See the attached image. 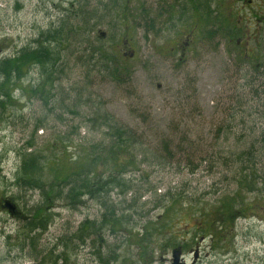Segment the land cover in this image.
Wrapping results in <instances>:
<instances>
[{
	"label": "rangeland",
	"instance_id": "rangeland-1",
	"mask_svg": "<svg viewBox=\"0 0 264 264\" xmlns=\"http://www.w3.org/2000/svg\"><path fill=\"white\" fill-rule=\"evenodd\" d=\"M75 1L0 0V60L62 17L77 25L83 0L72 7ZM87 1L86 10L96 8L97 0ZM104 1L109 4L106 23L90 35L79 30L75 39L59 46L61 60L54 67L48 104L28 95L31 84L38 85L44 76L42 67H33L18 84L24 91H14L18 103L5 108L0 118V200L10 199L24 212L42 203L40 191L14 185L27 152L54 157L47 176L53 179V173L84 168L91 145V151L109 146L107 123L98 121L97 112L133 134L130 143L139 168L129 167L126 185L109 191L108 199L104 194L105 204L84 196L73 208L58 200L49 209L44 232H30L0 206V264H35L36 256L44 264H101L99 251L103 257L116 256L114 264H173L174 249L181 250L186 264H264V179H255L261 189L246 195V202L255 199L256 205L233 226L206 236L195 218L199 211L217 215L222 200L234 194L240 165L233 161L242 147L237 136L243 140L254 121L261 119L264 127V79L253 71L264 66V20L258 17L264 14V0ZM113 3L123 12L116 14L119 8L113 10ZM210 17L224 20V34L218 31L221 24L206 20ZM101 47L124 58L129 70L121 78L111 75L115 63ZM241 116L246 125L239 124ZM219 127L227 134L232 127L236 134L223 138L216 135ZM193 146L205 154L194 156ZM256 168L264 178V156ZM107 203L126 218L122 230L111 231L102 222ZM172 203L188 214H170L163 230L147 224ZM86 220L97 224L83 234V245L77 234ZM7 234L11 239H5ZM146 236L149 246L144 249L140 243Z\"/></svg>",
	"mask_w": 264,
	"mask_h": 264
},
{
	"label": "trees",
	"instance_id": "trees-1",
	"mask_svg": "<svg viewBox=\"0 0 264 264\" xmlns=\"http://www.w3.org/2000/svg\"><path fill=\"white\" fill-rule=\"evenodd\" d=\"M79 1L80 0H76L75 2H72L71 6H75V4ZM88 2L89 1L86 3V0H83V5L80 9H77L82 16L80 17L81 23L79 22L76 25L75 22L68 19L69 17H62L58 19L52 27L42 31L40 36L33 40L29 45L21 47L11 56L4 57L0 60V118L3 116L5 108L8 104L15 105L18 103V100H16L14 96V91L18 88H22L24 91V87L18 86V84L24 82L26 76H28L33 67H42L44 70V76L38 85L31 84L30 89L28 90V95L31 97L39 96L38 98L48 104L51 95H53L52 87L54 86V67L61 60L59 46L62 45L64 40L70 41L71 39H75L79 30H87V32L84 31L81 35H90L97 27L106 23L105 21L108 19L109 15L106 14V12H108V3L104 0H97L96 8L88 11L86 10ZM220 2L222 1L220 0ZM183 4L181 2L180 5L182 6ZM220 4L221 3H218L219 6ZM111 7H114L113 10L119 8V12L116 14H119L122 11V7L118 4L113 3ZM195 9L199 11V6ZM98 10L102 13H99ZM126 18L127 17H123L121 22L126 20ZM206 20L211 22L214 26H216L217 22L221 24L218 31L221 34L225 33L224 28L226 25L224 24V20L222 21L221 17H210L211 21L209 19ZM148 26L149 25H147V28H149ZM153 27L154 26L151 28ZM114 43L115 42H113V44ZM110 49L111 50L105 52L101 47L100 52H104L106 59L115 63V67L112 69L111 75L114 78H121L128 72L129 69L127 68V65H125L126 63L124 58H119V55H117L111 47ZM263 69L264 66L262 64L258 67H254L253 71L258 72V75L255 73L256 78H260L261 80L264 79ZM256 78L253 77V79ZM48 86L50 87L49 89H47ZM95 116L100 123L102 121L107 123V136H111L112 141L109 146H105L103 148L98 147L95 149L96 151H91V147L93 145L88 147V161L81 170L73 173H71V171H63L61 176L58 174L54 175L53 173V179H49L47 177L49 176L48 174L51 173L49 171V165L50 162L54 160V157H46L42 154L37 155L32 151L24 154V160L20 165L14 185L19 188H25L24 190L26 191H40L43 200L42 203L37 205L34 209L30 210V208H27L25 212L21 210L18 203H15L16 213L13 217L21 219L22 226L30 232H33L36 229L44 232L49 228V221L52 216V211L49 209L60 199H65L72 205L73 208H77L78 205L83 202L82 197L84 196H88L96 200L98 199L101 203L103 200V203L105 204L110 193L109 191L126 185V178L124 175L131 170L129 167H133L132 169L139 168L138 154L136 149H133L132 144L130 143V139L133 137V134L128 129L114 124L109 119V116L104 113L97 112ZM254 118L255 117H253V119ZM244 120L245 117L241 116L240 121H242V123L239 124L246 125L247 121ZM259 122H261V119L254 121L253 126L247 129L249 130V133L243 136V140H240V137L237 136L242 145L236 154L235 161H233L234 163H237V165H240V176L237 178V190L231 197H226L222 200L220 206L216 210L217 215L214 211L210 213L199 211L197 215H195V218L198 221L197 224L201 226L204 232H206V236H212L218 230H221L226 224L233 226L239 219L245 217L249 207L256 205L255 199L251 203H247L246 195L247 193L258 192L259 189H261L260 187H257L255 179H264L262 176H257L256 174V167L259 163V159L264 156V127L261 128ZM41 124L42 123L39 125L40 127L43 126ZM228 131L229 133L227 134L222 127H219L216 135H221L224 138L227 134L226 137H229L233 133L232 127H230ZM234 134H236V132H234L233 135ZM32 147L33 146L30 143L27 145L28 149H31ZM167 148L168 145L165 146V149ZM191 149L195 151L194 156L197 154L201 156L205 154L202 150L195 149L194 146ZM166 151L169 152V148ZM170 157H172V154H170ZM197 167L198 166L195 165L191 168V172L194 173ZM57 171L61 170L57 169ZM63 188L68 189L63 192ZM104 194L107 195V199L103 198ZM121 194L126 196L128 194V190H122ZM6 201L11 200H0L1 208L4 207ZM173 201L176 203L177 199H173ZM176 206L177 204L174 203L169 206H162V217L156 219L155 221H149L147 224L161 226L160 230H163L170 225V221L172 220L170 214L174 212L179 215L188 214L187 210V213H183L184 211L178 209ZM125 220V217L117 215L116 209L113 205L107 203L102 219L104 225L109 226L111 231H118L122 230V225ZM96 224L97 223L94 221H84L81 233L77 234L78 241L80 240L84 245L85 238L83 237V234L87 231L90 232L91 227ZM147 232L152 233L153 229H150ZM144 233H138V235L141 237ZM4 236L7 240L12 237L9 234ZM30 239L34 243L35 238L32 236ZM147 239H149V237L146 236L143 238L142 243H140L143 245L145 244L144 249L145 246L146 248L149 246L147 241H145ZM97 254L98 258H101V264H114L117 261L116 256L114 255L103 257L100 251ZM34 260L35 262L36 260L39 261L35 264H44V258L36 256ZM52 264L57 263L53 262Z\"/></svg>",
	"mask_w": 264,
	"mask_h": 264
},
{
	"label": "water",
	"instance_id": "water-1",
	"mask_svg": "<svg viewBox=\"0 0 264 264\" xmlns=\"http://www.w3.org/2000/svg\"><path fill=\"white\" fill-rule=\"evenodd\" d=\"M4 207L10 211L11 214L16 213V205L11 201H6ZM173 264H186L182 261V254L180 249H174L172 252Z\"/></svg>",
	"mask_w": 264,
	"mask_h": 264
},
{
	"label": "flooded vegetation",
	"instance_id": "flooded-vegetation-1",
	"mask_svg": "<svg viewBox=\"0 0 264 264\" xmlns=\"http://www.w3.org/2000/svg\"><path fill=\"white\" fill-rule=\"evenodd\" d=\"M258 17H261L260 20H264V18H263V17H264V14H261V13H260V14L258 15ZM237 42H238V44H240V40H239V39L237 40ZM247 43H248V42H247ZM248 55H249V54H248ZM263 71H264V69H263ZM196 262H197V261H196ZM196 262H194L193 264H195Z\"/></svg>",
	"mask_w": 264,
	"mask_h": 264
},
{
	"label": "bare ground",
	"instance_id": "bare-ground-1",
	"mask_svg": "<svg viewBox=\"0 0 264 264\" xmlns=\"http://www.w3.org/2000/svg\"><path fill=\"white\" fill-rule=\"evenodd\" d=\"M29 75V74H28ZM13 204H15L14 202H12ZM5 208V207H4ZM8 210V209H7ZM9 213H10V211H9ZM11 214V213H10ZM12 216L14 215V214H11ZM78 242H81L80 240L78 241ZM84 243H85V241H84Z\"/></svg>",
	"mask_w": 264,
	"mask_h": 264
}]
</instances>
